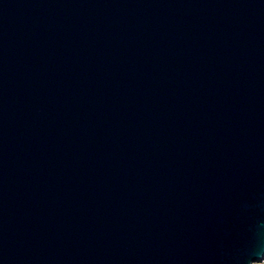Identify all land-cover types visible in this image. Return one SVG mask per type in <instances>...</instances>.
<instances>
[{"label":"water","instance_id":"water-1","mask_svg":"<svg viewBox=\"0 0 264 264\" xmlns=\"http://www.w3.org/2000/svg\"><path fill=\"white\" fill-rule=\"evenodd\" d=\"M264 256V0H0V264Z\"/></svg>","mask_w":264,"mask_h":264},{"label":"rangeland","instance_id":"rangeland-1","mask_svg":"<svg viewBox=\"0 0 264 264\" xmlns=\"http://www.w3.org/2000/svg\"><path fill=\"white\" fill-rule=\"evenodd\" d=\"M261 259V260H260ZM254 261L252 264H264V257Z\"/></svg>","mask_w":264,"mask_h":264},{"label":"bare ground","instance_id":"bare-ground-1","mask_svg":"<svg viewBox=\"0 0 264 264\" xmlns=\"http://www.w3.org/2000/svg\"><path fill=\"white\" fill-rule=\"evenodd\" d=\"M263 257H264V256H263ZM263 257H262V258H263ZM260 260H261V259H260Z\"/></svg>","mask_w":264,"mask_h":264}]
</instances>
